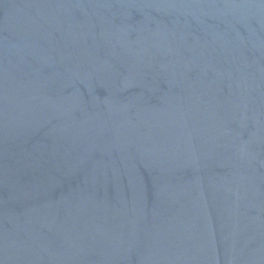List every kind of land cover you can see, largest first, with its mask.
Returning a JSON list of instances; mask_svg holds the SVG:
<instances>
[{"label":"water","instance_id":"obj_1","mask_svg":"<svg viewBox=\"0 0 264 264\" xmlns=\"http://www.w3.org/2000/svg\"><path fill=\"white\" fill-rule=\"evenodd\" d=\"M0 264H264V0H0Z\"/></svg>","mask_w":264,"mask_h":264}]
</instances>
